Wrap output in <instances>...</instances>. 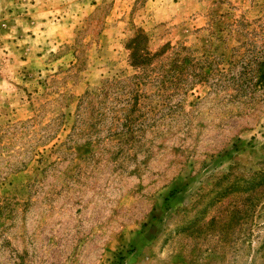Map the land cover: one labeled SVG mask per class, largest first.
I'll return each mask as SVG.
<instances>
[{
	"label": "rangeland",
	"instance_id": "obj_1",
	"mask_svg": "<svg viewBox=\"0 0 264 264\" xmlns=\"http://www.w3.org/2000/svg\"><path fill=\"white\" fill-rule=\"evenodd\" d=\"M0 264H264V0H0Z\"/></svg>",
	"mask_w": 264,
	"mask_h": 264
},
{
	"label": "trees",
	"instance_id": "obj_2",
	"mask_svg": "<svg viewBox=\"0 0 264 264\" xmlns=\"http://www.w3.org/2000/svg\"><path fill=\"white\" fill-rule=\"evenodd\" d=\"M144 39H147V36L144 34L143 30H140L137 35H135L132 39L129 41V48L131 50V59H132V65L134 68H140L141 71L139 74L134 75V77H129L127 79H120L117 81H107L102 85V87L99 88V92L94 94L93 92H88L86 97L83 99L88 100V104H91V106H94L95 103L99 102V104H105L107 100L110 99V92H113L115 94V100H117L119 91H127V92H133L136 97V103L140 98L141 94H137L140 92L141 85L144 82V74H146V71L148 70V65L151 63V61L156 58L158 55H161L164 51L152 53L148 49L147 43L144 42ZM180 63H176L173 66H175L174 69L176 71L177 68H182ZM179 65V66H178ZM172 70V69H171ZM170 70V71H171ZM149 74V70H148ZM167 71L163 72V79L160 80V84L157 85L158 88H165L166 85V77H167ZM194 75L196 76L197 80L203 79V75L200 72H194ZM152 80H155V78L151 77ZM82 101V102H83ZM99 116L104 117L103 112H97ZM126 119L130 121L134 120L133 116L131 114H127ZM133 131V130H132Z\"/></svg>",
	"mask_w": 264,
	"mask_h": 264
}]
</instances>
